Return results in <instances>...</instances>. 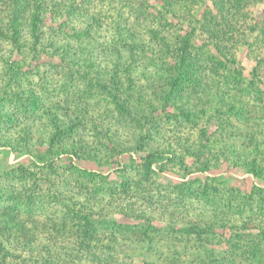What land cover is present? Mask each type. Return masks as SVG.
<instances>
[{
  "label": "trees",
  "instance_id": "obj_1",
  "mask_svg": "<svg viewBox=\"0 0 264 264\" xmlns=\"http://www.w3.org/2000/svg\"><path fill=\"white\" fill-rule=\"evenodd\" d=\"M94 1L0 0V47H8L0 53V151L28 156L38 165V171L17 166L21 190L0 182V264H57L51 247L41 242L44 234L50 241L53 235L67 237L76 264H86L80 256L118 264L113 255L125 241L160 256L144 264H264V220L256 219L264 215L263 188L254 186L242 196L212 184L215 176L171 188L180 200L206 201L212 213L206 219L170 214L157 226L147 212L118 204L112 211L128 221L122 224L107 213L88 212L55 183L51 199L74 220H42L30 213L35 191L44 196L37 182L46 174L51 181L60 159L68 161L64 172L80 191L106 176L77 162L102 168L128 155L135 164V153L143 154L139 171L119 172L124 180L117 189L124 195L157 186L155 178L174 167L190 177L216 171L221 163L264 184V56L256 53L264 47V9L259 21L246 11L264 0H98L101 6ZM104 23L113 36L100 44ZM239 45L256 53L248 76L234 54ZM48 62L64 73L47 107L48 86L41 82L40 94L29 85L32 71L39 75ZM7 104L11 108L4 110ZM42 118L45 124L40 120L36 128ZM233 127L236 132L229 131ZM109 189L111 195L117 191ZM219 202L228 211L216 207ZM233 210L243 214L228 216ZM218 230L217 244L226 246L220 257L206 248ZM169 236L192 240L198 254L180 263L178 251H159L156 244Z\"/></svg>",
  "mask_w": 264,
  "mask_h": 264
},
{
  "label": "rangeland",
  "instance_id": "obj_2",
  "mask_svg": "<svg viewBox=\"0 0 264 264\" xmlns=\"http://www.w3.org/2000/svg\"><path fill=\"white\" fill-rule=\"evenodd\" d=\"M94 2L96 3V6H101V3L98 0H95ZM206 2L210 3L209 0H206ZM263 9L264 5L261 4L254 6L249 5L246 11H249L251 13L252 19L259 21L262 18ZM79 16L80 15H77V18ZM77 18H74L73 21H79L77 22V24L79 25L82 23L81 28H83V22H81ZM101 32V34L99 35L100 37H98L99 43L104 44L106 42H110L113 35L111 33H107L105 23ZM140 35H142V38L146 37L144 32H140ZM254 38L255 34L250 35L249 41H253ZM256 49V53L258 52L257 54H261L264 56L263 46H260V48L258 47ZM7 52L8 47L6 45L0 47V53L5 54ZM234 54L238 64L244 69V74L248 76L256 65V60L254 58L255 54H250L248 48L242 45L236 47ZM50 62L56 63V60L53 59ZM2 65L3 63L0 62V66ZM137 66L140 68V65L138 63L136 67ZM32 73L33 79L29 87L33 88L36 92L43 94L45 92L44 89L41 88V82L45 83L46 86H48L47 90L49 89L50 92H48L47 95H44V103L45 105H47V107L50 106L52 100H54V93L57 94L59 92V84H61L60 75H63V70L61 68H57V70L54 69L52 64L48 62L45 67L40 69L39 75H37L35 70L32 71ZM262 73L264 75V70L262 71ZM262 80L263 83L260 85L262 88H264V77L262 78ZM56 98L59 97L57 96ZM7 107L11 108V106L7 104L4 107V110H7ZM36 118H41V114L39 113L38 115H36ZM40 120L44 121L43 118L37 119L34 123V126L36 128L40 126L38 123ZM43 123L45 124V121ZM234 123L235 122L233 121V124ZM41 128L43 127L41 126ZM236 128L237 127H233L229 129V131L236 132ZM213 130V127L210 128L211 132ZM217 136L215 137V139L217 138ZM237 144L240 145V142H238ZM141 156H143L142 153L133 154L135 164L130 161L128 155L120 158H114L111 162L105 164L102 168H98L96 165L89 162H77L76 164H78L79 167L91 171H96L103 174L104 177L106 176V181L94 179L90 182H87L84 187L85 191H80L75 187V181L70 177V172L68 174L64 172V169L68 167V161L65 159H60L58 161V166L60 167L59 173L54 174L53 177H51V181L47 179L48 174H46L42 180L37 182V185L39 186L38 188L40 189V192L44 193V196L43 194L37 195L35 191V202L29 208L30 213L36 216V218L42 220L56 219L57 221H67V223H71L72 220H74L73 216L68 214L67 210L63 207L62 204L51 199L50 196L55 193V188L52 186L53 183H55L61 191L66 192L67 194H72L76 198V200L80 202L81 205L87 207L88 212H93L97 215L107 213L110 218L117 220L119 223L126 224L128 222L126 219H123L118 214L113 213L112 211L113 208H116L115 206L119 204L125 208L130 207L135 210H142L147 212L156 219L155 224L157 226H163L161 219L164 218L163 220H167L166 218H168L170 214L176 216H184L193 221L197 220V218L206 219L212 214L210 211L211 206L206 201H204L205 203H200L199 201L193 199H190L188 201L187 199L184 201L180 200V197H178L179 194L171 188H174L176 184H178L182 180L198 178V181L204 183L207 177L215 176L216 183L212 182V184L217 185L219 189L221 183L225 186L238 190V192H240L242 196L250 194L254 186L261 187L264 191V184L258 181L256 178L246 175L244 171L240 169L232 168L225 163H221V166L216 171L203 175L194 174L190 177L186 176L182 172H178L177 168L174 167V169H168L165 173L159 174L155 178L157 186L142 187V189L138 192H130L127 195H124L120 193V191H118L119 188L117 189V185L119 186V184H121L124 180L120 176L121 174H119V172L124 170L127 171L129 175H134V173H137L139 171L138 164H140L141 162ZM32 160L33 159H30L25 155L12 153L7 150L0 151V182L2 183V185L7 189L15 188L21 190L22 186L19 184L18 179L15 175V169L18 165L25 164L31 167L33 170L38 171V169H35L38 168V165H35L36 167H34ZM186 163L189 166H192L193 160L186 159ZM175 171L178 173H176ZM66 182L70 183L71 186H67ZM115 186L117 191L116 193L114 192V194L111 195L112 191L109 188ZM2 202L1 204H4L5 200H3ZM8 202H10V199ZM108 205H110L111 207ZM216 207H221L224 211H228V209L223 208L224 205L220 204V202L217 203ZM227 214L228 216L229 214H232L234 218L237 219L240 214L243 213H239L237 210H233L232 212H228ZM256 219L264 220V215H258ZM220 233L221 231L218 230L216 236L213 237V239L212 237H209L211 243H209V245H206V248L214 250L218 257L222 256L224 251L226 250L225 244H217L218 241L220 242ZM42 238V244L50 246L55 254L54 258L59 259L57 264H76V261L74 260H76L78 255L71 249V245H69L68 243L71 241H69L67 237H55L53 235V239L52 241H50V239L48 238V234H44L42 235ZM105 241L106 240L104 239L103 242L105 243ZM49 242H51V244ZM156 245L158 246L159 251H164V254L169 251L168 255H172L173 251H178L179 256H177L176 261H179L180 263L185 262L189 260L193 255L198 254L197 246L192 240L187 243H185V241L179 242L176 239H173V236H169L165 237L163 241ZM119 250V253L113 255V260H115L118 264H144V262H157L156 258L159 256L155 253L147 254L146 251L140 250L138 245H136L135 243L126 241L122 243V246ZM163 257H166V255H163ZM80 258L81 262L83 263L92 264L94 262L93 264H95V261L92 257L80 256ZM100 258L101 262H106L105 255L100 256Z\"/></svg>",
  "mask_w": 264,
  "mask_h": 264
}]
</instances>
